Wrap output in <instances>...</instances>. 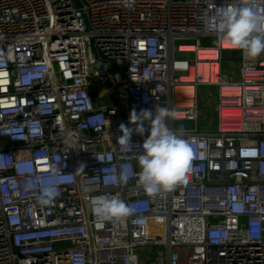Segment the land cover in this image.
<instances>
[{
	"label": "built area",
	"instance_id": "built-area-1",
	"mask_svg": "<svg viewBox=\"0 0 264 264\" xmlns=\"http://www.w3.org/2000/svg\"><path fill=\"white\" fill-rule=\"evenodd\" d=\"M230 5L264 17V0H0V264H264V55L217 43ZM202 87L215 127L198 125ZM155 106L191 160L148 194L143 138H117ZM101 196L134 212L102 220Z\"/></svg>",
	"mask_w": 264,
	"mask_h": 264
},
{
	"label": "clouds",
	"instance_id": "clouds-1",
	"mask_svg": "<svg viewBox=\"0 0 264 264\" xmlns=\"http://www.w3.org/2000/svg\"><path fill=\"white\" fill-rule=\"evenodd\" d=\"M217 31V43L239 50L249 59L264 55V17L253 11L252 7L230 5L224 8ZM174 116L175 113L167 107L155 106L154 110L143 109L139 113L133 109L129 116L132 127L123 123L119 126V145L127 146L134 135L143 138L142 154L137 159L141 169L139 180L148 194L172 189L184 180L189 167L191 151L188 140L167 127V120ZM120 180L126 182L127 177L121 176ZM39 183V180L28 181L25 191L32 190ZM39 193V203L47 205L58 195V188L52 183L41 185ZM93 204L102 220H118L134 212V207L118 196L97 197Z\"/></svg>",
	"mask_w": 264,
	"mask_h": 264
},
{
	"label": "rangeland",
	"instance_id": "rangeland-1",
	"mask_svg": "<svg viewBox=\"0 0 264 264\" xmlns=\"http://www.w3.org/2000/svg\"><path fill=\"white\" fill-rule=\"evenodd\" d=\"M177 57L182 58L183 56L177 55ZM239 59H240L239 52L236 53L235 57H232L230 53L225 54V61L228 63L231 61L233 62L235 60H239ZM212 93H214V89H210L206 87L200 88L199 98L201 100V111H202L201 115L202 116L198 121L199 128H201L202 126L206 127L210 123H212L214 127L216 125V115L214 113V108L216 106V100L214 97L213 99L210 98V95H212ZM208 99H210L209 102L207 101ZM180 127L186 128V129L187 128L193 129L195 127V124L194 123H180ZM153 251L157 253L160 251H164V249L160 247H156V248H153Z\"/></svg>",
	"mask_w": 264,
	"mask_h": 264
},
{
	"label": "trees",
	"instance_id": "trees-1",
	"mask_svg": "<svg viewBox=\"0 0 264 264\" xmlns=\"http://www.w3.org/2000/svg\"><path fill=\"white\" fill-rule=\"evenodd\" d=\"M228 53H230L232 55V57H235L237 52H228Z\"/></svg>",
	"mask_w": 264,
	"mask_h": 264
},
{
	"label": "water",
	"instance_id": "water-1",
	"mask_svg": "<svg viewBox=\"0 0 264 264\" xmlns=\"http://www.w3.org/2000/svg\"><path fill=\"white\" fill-rule=\"evenodd\" d=\"M102 68H103V69H107V65H106V64H103V65H102Z\"/></svg>",
	"mask_w": 264,
	"mask_h": 264
}]
</instances>
